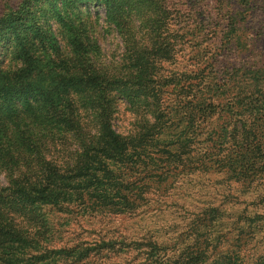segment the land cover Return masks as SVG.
Listing matches in <instances>:
<instances>
[{"label":"trees","instance_id":"trees-1","mask_svg":"<svg viewBox=\"0 0 264 264\" xmlns=\"http://www.w3.org/2000/svg\"><path fill=\"white\" fill-rule=\"evenodd\" d=\"M199 1L191 13L192 30L197 31L194 36L201 34L206 37V45H218L220 64L228 66L227 76L221 79V72L216 69L212 77L210 73L203 75L196 83L173 79L156 85L152 81L149 85L147 76L157 62L154 58H173L177 44L164 46L161 41H154L155 52L148 56L137 49L125 56V63L133 65L126 71L132 83L116 84L115 90L131 107L145 111V124L125 135L112 124L113 89L89 63V56L82 54L86 62L79 66L62 57L65 66L60 73L46 79L30 66L36 46L30 45L34 30L27 28L18 33L13 17L0 15V43L15 44L10 55L21 63L18 69L3 71L0 76V168H6L9 185L0 188L1 210L17 199L11 193V183L19 182L11 181L12 176L17 180L28 178L22 184L23 190L30 188L28 199L37 205L56 206L80 200L97 208L116 210L118 206L122 210L131 204L126 172L145 163L147 148L154 147L162 136H169L172 124L180 128L171 134L174 143L166 145L165 150L167 157L180 158L191 152L204 126L215 128L221 118L228 119L231 130L217 135L212 144L199 146L200 153L217 161L227 159L217 168L241 176L249 172L248 177L264 179V0ZM209 2L214 3L212 9L208 8ZM104 7L108 10L106 4ZM157 40L161 38L158 36ZM155 44H159L156 49ZM4 60L0 59V65ZM233 63L237 67L231 66ZM69 65L73 67L72 77ZM10 96L11 100L6 99ZM227 96L231 97L230 105L219 109L216 102ZM186 100L188 104L183 105ZM11 117L27 120L25 142L15 140L16 135L5 130V119ZM224 216L218 207L205 212L199 219L210 220L191 226L177 248L171 250L173 254L167 256L164 252L153 264H264V252L244 262L241 253L253 237L242 236L241 232L235 246L225 245L228 238L224 235H214ZM243 218L239 215L236 219ZM0 219L5 218L0 215ZM261 219L257 217L255 221ZM0 227L4 228L5 223L0 222ZM9 245L1 243L0 264H10L11 254L20 250L16 246L11 253ZM73 249L50 252L59 255L62 263L77 264L68 260ZM112 250L113 247L108 251ZM6 251L9 255L3 256ZM89 253L82 250L77 255L81 258Z\"/></svg>","mask_w":264,"mask_h":264},{"label":"rangeland","instance_id":"rangeland-1","mask_svg":"<svg viewBox=\"0 0 264 264\" xmlns=\"http://www.w3.org/2000/svg\"><path fill=\"white\" fill-rule=\"evenodd\" d=\"M196 2L200 1L0 0V15L12 16L18 33L27 28L34 30L30 45L36 46L30 66L46 79L60 73L65 66L62 57L79 66L86 62L82 54L89 56V63L103 74L109 89H113L112 124L125 135L145 124V111L131 107L115 90L116 84L132 83L126 71L133 65L125 63V56L137 49L144 50L148 56L155 52L152 50L154 41H161L164 46L177 44L173 58L162 61L154 58L157 62L147 76L149 85L152 81L156 85L173 79L196 83L203 75L210 73L212 77L216 69L221 72V79L227 76L228 66L220 64L218 45H206V37L201 34L194 36L197 31L192 30L191 13ZM95 3L101 4L95 6ZM213 6V2L208 3L209 9ZM158 36L161 40H157ZM2 44L0 59L5 60L0 65V76L4 75L3 71L21 66L20 61L10 55L15 44ZM158 45L155 44L154 49ZM231 66L237 67V64ZM69 69L72 77L73 67L69 65ZM230 99L227 96L218 100V108H227ZM187 104L188 100L184 101L183 105ZM4 124L11 136L16 135L15 140L25 142L27 120L11 117L6 118ZM229 125L227 118H221L215 128L204 126L191 152L172 158L167 157L166 145L173 142L171 134L180 128L172 124L169 136H162L154 142V147L147 148L145 163L126 172L131 204L122 210L118 206L116 210L97 208L80 200L56 206L37 205L28 199L30 188L23 190L22 184L28 178L17 180L12 176L11 181L19 182L11 183V193L17 199L11 200L14 202L4 210L0 209V215L5 218L0 219L5 223L4 228L0 227V247L1 243L9 245L5 239L11 243V253L14 247L20 248L11 254L10 264H71L62 263L60 256L50 251L72 247L75 249L68 260L73 259L77 264H153L164 252L167 256L173 254L171 250L177 248L191 226L210 220L199 218L218 207L225 216L214 235L228 238L225 245H235L241 232L242 236L253 237L241 253L244 262L252 261L264 252V179L248 177L249 172L241 176L217 168L227 159L217 161L200 153L199 146L212 144L217 135L231 130ZM229 149L231 146L225 151ZM14 173L19 175V172ZM7 181L6 168H0V188L9 187ZM239 215L244 218L236 219ZM257 217L263 219L255 221ZM185 241L188 243L190 238ZM106 246L113 250L108 251ZM82 250L90 253L78 258L77 253ZM2 255H9L8 251Z\"/></svg>","mask_w":264,"mask_h":264}]
</instances>
